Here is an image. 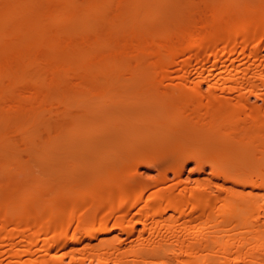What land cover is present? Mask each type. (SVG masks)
Returning <instances> with one entry per match:
<instances>
[{"label":"bare ground","instance_id":"obj_1","mask_svg":"<svg viewBox=\"0 0 264 264\" xmlns=\"http://www.w3.org/2000/svg\"><path fill=\"white\" fill-rule=\"evenodd\" d=\"M0 264H264V0H0Z\"/></svg>","mask_w":264,"mask_h":264},{"label":"rangeland","instance_id":"obj_2","mask_svg":"<svg viewBox=\"0 0 264 264\" xmlns=\"http://www.w3.org/2000/svg\"><path fill=\"white\" fill-rule=\"evenodd\" d=\"M190 167H191L192 169L195 168V167H196V163L191 162V163H190ZM195 177H198V175H196Z\"/></svg>","mask_w":264,"mask_h":264}]
</instances>
